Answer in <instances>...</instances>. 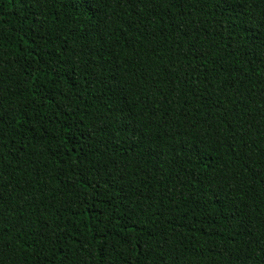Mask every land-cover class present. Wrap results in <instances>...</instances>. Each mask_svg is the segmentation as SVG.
I'll list each match as a JSON object with an SVG mask.
<instances>
[{
  "label": "trees",
  "instance_id": "16d2710c",
  "mask_svg": "<svg viewBox=\"0 0 264 264\" xmlns=\"http://www.w3.org/2000/svg\"><path fill=\"white\" fill-rule=\"evenodd\" d=\"M0 264H264V0H0Z\"/></svg>",
  "mask_w": 264,
  "mask_h": 264
}]
</instances>
